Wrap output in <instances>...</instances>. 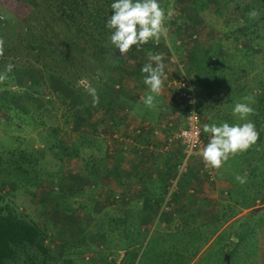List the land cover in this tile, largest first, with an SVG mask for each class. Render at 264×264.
<instances>
[{"label":"trees","instance_id":"1","mask_svg":"<svg viewBox=\"0 0 264 264\" xmlns=\"http://www.w3.org/2000/svg\"><path fill=\"white\" fill-rule=\"evenodd\" d=\"M21 1L29 4V10L16 26L11 22H6L4 17L0 20V38L5 41L4 55L0 57V72H4L7 64L14 65L12 72L8 73V79L0 83V123L13 122L11 113L13 110L20 117L26 119L30 115L28 110H33L31 107L34 106L40 115L43 114L41 108L36 107L39 100L37 96L44 94V91L37 85L42 79H36V73L39 72L46 77H52L57 83L58 89L54 90V95L58 97L60 104L66 106V108L61 109L63 116L66 115L64 122L68 123L67 118H71L68 127L74 130V126L77 124L79 128L80 124L86 121L87 112L80 115L78 110L74 108L75 103L87 108L91 104L92 112L95 110L92 97L85 90V84H90L92 87L96 85L97 92L101 90L108 92L110 89L113 91L115 83H109L108 89L101 85L110 79L114 81V77L111 76L112 72L114 73L113 69L124 64L125 55H121L109 39L113 30L106 27L107 20L113 15L111 4L115 0ZM212 1L218 4V8L215 7L211 10L208 7L207 10L206 3ZM201 3L199 7L194 5L196 6V13L201 22L203 21L208 25L209 20L206 21V13L208 12V17H211V14L220 15L222 14L221 6L229 3L233 6L229 12L231 14L238 12V15L232 19L235 21L234 24H230L227 19L222 22V26L226 27L223 34L220 33L222 29L215 30V27L218 26L210 24L211 31L221 34L215 43L217 46L210 45L205 50L194 52L192 58L195 68L192 67V69L198 71V74H196L193 83L197 93L204 94L203 108L200 111V107H198V110L205 117L207 124L215 123L219 126L222 122H228L230 125H242L248 121L254 122L259 133L256 144L246 151L238 152L235 155L230 154L225 163L229 168L241 166L237 168L240 169V174L244 169L247 171L246 183H240L241 195H246L248 192L258 194L264 192V71L257 70L259 68L257 63L264 62V0H202ZM160 6L162 8L161 4ZM253 9L260 12L258 19L249 17L248 13ZM229 36H233L234 45H228V41L223 42V39H228ZM241 37L255 41L254 46L238 47V40ZM165 40V37H161L160 41L157 42L159 47H155V40H150L142 47L143 51L152 54L155 53V49L161 50V47L168 51L164 47ZM255 45L259 49H255ZM132 48L129 50L130 53ZM199 68L202 69L201 73H199ZM98 69L101 75L97 79ZM60 84L72 92L71 99L63 95L64 93L59 89ZM117 88L119 89V87ZM52 93L50 92V95H53ZM220 94L222 95L221 98L218 97ZM50 95L45 101L55 106L56 99L51 98ZM107 95H99V100L106 104V108H109L111 96L107 97ZM249 96L254 101L250 103L254 109V114L241 120L239 115L233 114V108L236 103H249L244 100V97ZM13 99L20 100L25 108H18L12 101ZM217 100H219L218 103ZM65 110L72 111L69 117H67L69 112L65 114ZM44 112L45 115L41 118L42 120L52 116L49 114V108L44 109ZM42 120L40 124L41 127H44L47 122ZM79 129L77 132L80 137H77L71 145L62 139V141L58 140L55 145H49V148H59V151H62L64 155L69 152L68 156L70 157L83 155V152L90 150L91 146H96L95 148L102 153L104 148L102 143L104 137L102 138V136L104 135L96 130L91 131L88 135L86 132H80ZM11 131L7 130L6 132L10 133ZM37 148L39 149L34 150V154L45 156L46 147ZM8 153L9 155L14 154V151L10 150ZM90 155L92 156V154ZM28 166V163L23 166L17 160L7 161L5 168L0 167L4 173V176L0 178L1 182H10L13 179H16L17 183L21 182L24 177L26 179L29 175ZM98 166L87 167L89 170L87 179H92L96 183L100 172ZM47 173L50 176L49 181H52L56 176L55 174L51 175L50 171ZM186 175L187 172L182 175L178 182L179 185ZM241 176H245V173ZM32 180L33 184L37 185L41 178L39 175H34ZM237 185L234 184V187ZM261 201H264V198ZM68 202L70 201H67L63 208L71 210ZM123 215L126 217V211ZM136 215L138 216L137 219L141 221L139 229L136 230L133 227L138 226L128 224L124 218L120 220L122 226L118 230L122 236L144 233L143 226L147 219L141 218L144 215L140 211ZM189 217L185 220L187 226L195 221L194 214L190 213ZM187 226L184 225V232L187 231L191 235L198 232L206 237V233L198 229V227H203L202 224L193 223L190 224V228ZM214 228L217 229V226ZM176 235L178 233L168 234V237L162 235L163 240H161L167 245L175 239L178 240ZM49 239L47 229L30 216L26 209L23 210L14 202L4 201L3 196L0 195V264H65L68 259L73 262L80 258V253L70 251L69 245L76 244L74 240L69 243L68 240L60 242L62 250L58 253L51 247ZM138 241V239L129 241L130 243L123 247L126 257L120 264H138V257L135 256V254H139L137 252L140 245H137ZM179 241L182 240L179 239ZM166 245L163 246V250L177 252L178 247L176 246L179 244ZM132 249L137 253L129 256V251ZM181 255L182 253L179 256ZM127 257L131 258L129 263H126ZM182 257H184V253ZM223 258L228 264V258L225 254L220 255L218 261L220 262ZM177 259H174L173 264Z\"/></svg>","mask_w":264,"mask_h":264},{"label":"rangeland","instance_id":"2","mask_svg":"<svg viewBox=\"0 0 264 264\" xmlns=\"http://www.w3.org/2000/svg\"><path fill=\"white\" fill-rule=\"evenodd\" d=\"M158 2L162 5V9H164L166 16L168 12H172L173 14L171 19H166L165 21V26L168 28V34L164 41V47H166L168 51L161 47V50H159V48L155 49V53L152 54H163V63L165 64V73L167 76L178 71L179 66L176 64L178 62L182 65L184 71L188 73L192 84L194 85L193 82L195 76L198 74V71L192 69V67L195 68L192 58L194 52L205 50L210 47V45L216 47L217 44L215 43L226 29L225 26H222V22L227 19L230 24H234L235 21L232 19L235 15H238V12H236V14H231L229 12L233 7L231 3L223 7L221 6L222 14L220 15H213L209 12L212 16L208 17L207 12L206 21L208 22L209 20L208 25L203 21L201 22L196 13L197 10L195 9L196 6L199 7V5L202 4V0H158ZM205 6L207 7V10L208 7L211 10L215 7L218 8V4L215 1L207 2ZM28 10L29 4L21 0H0V20L4 17V19L7 20L6 22H11L15 26ZM173 22L176 23L173 25ZM210 24L218 26L215 27V30L222 29L220 32L221 34L211 31ZM10 30L12 31V29ZM170 32L171 34L169 35ZM11 33H13V31ZM233 36H229L228 39L224 38L223 42L228 41V45H234V40L232 39ZM239 40V44H237L238 47L248 45L254 46L253 43L255 41L252 39L249 40L248 38L241 37ZM155 44V47H159L157 42H155ZM145 45L146 44L142 45L139 50H137L136 46H133V50H131V53L129 52V55L128 53L124 54V64L128 62V58L130 60L129 63L134 61L143 62V64L148 63L149 54L144 52L142 48ZM255 49H259V47L255 45ZM262 63L264 62L257 63V66L259 67L257 70L264 71V64ZM129 68H131L130 65L125 68H123V65L116 67V69H113L114 73L112 72L111 75L114 77V81L110 79V81L99 85L108 89L109 83H115L113 93L115 90L118 91L116 85L120 83L119 80L122 77H130L129 72L132 70ZM27 71L30 73L29 70ZM201 71L202 69L199 68V73H201ZM36 74V79L42 78L37 85H39V88L44 91V94L37 96L39 100L36 103V107L38 109L41 108V113L43 114L40 115V113L35 110L34 106L31 107L33 110H28L30 115L26 119L25 117H20L16 111L13 110L11 112L13 122L0 123V167L3 168L9 160H17L20 164H23V166L28 163L29 166L27 170L29 171V175L27 174L28 177H26V179L24 177L19 183H17L16 179L11 180L10 182L4 181L3 183L0 180V195L3 196L4 201L14 202V204H18L23 210L26 209L30 216L34 217L40 225H43L47 229V234L50 236L49 243L56 252L59 253L62 250L60 242H63L64 240H68V243L71 240L76 242L75 245H69V248L71 252L74 251L75 253H80V258L73 262L71 259H68L65 261V264H120L126 257L123 247L126 246V244H129V241L135 239L139 240L137 242V245L140 244L137 251L139 254H135L137 252L132 249L129 251V256L135 254L136 258L138 257L137 260H139L138 264H173L174 259L177 258L180 259H177L174 264H226L224 260L225 258L221 259L220 262L218 261V255L227 253L225 251L226 247L224 249L219 248L216 250L217 240L215 238L212 237L213 239L211 238V242L208 241V246L200 251V249L206 244V239H208L209 236L208 227L210 226H208V224L206 227H198V229H200L199 231H204L206 233V237H204V234L200 235L198 232L191 235L189 232H184L183 230L184 225L187 226V224L182 214V208L186 206L189 207L191 203L195 201V199H192V196L196 191H198L199 194L202 193L201 188L205 181H200V178L201 180L211 182V179L205 175L206 172L204 167L206 166L202 161L203 159L199 160L201 159L200 157H198L199 159L195 157L189 162L187 173L190 170L189 173L194 181L192 180V182L188 181V183H181L183 189L180 191V194L176 195L178 199L173 198L174 200H172V196L178 192L180 185L177 183V188L174 187V192L168 195L170 189L168 181L165 195L166 204L162 209L157 211V213L156 211L149 212L152 213V215L151 219L148 218L146 224L143 226L144 233H132L131 235L122 236L118 230L119 227L122 226V223L117 219L114 220V216L119 219L122 217L124 218L123 209L118 210L116 208L115 212L111 211L109 206L112 201L115 200L114 197L110 199V195L97 194L96 190L98 189V186L93 188V180L90 179V181L87 179V172L89 171L87 167H94V165L98 166L100 162L99 157L101 154L99 150L95 148L96 146H91L89 148L90 150H87L83 152V155L76 157L68 156L69 152L67 155H64L62 151H59V148H49V145H55L58 140L62 141V139H64L67 144L69 142L71 145L76 141L77 137H80L77 132L80 126L90 132L93 127L87 125H93V123L96 124L97 119L104 116L102 113H104V110L106 111L108 109L106 108V104L101 103L99 100V103L95 106L94 110L95 112L99 111L96 114L94 111L92 112L93 107L91 104L89 105L90 107L87 108L83 107L81 104L77 105L75 103L74 108L78 110V113L81 115L87 112V116L85 117L86 121H83L84 123L82 122L83 124L81 123L79 128L77 124H75L74 130H71V128L68 127L70 126L69 123H71V118H67L69 122L65 123L64 120L66 119V115L63 116V111H61V109L66 108V106L60 104L58 97L54 95V90L58 89L57 83L52 77H46L39 72ZM59 86V89L64 93L63 95L71 99L70 95L72 92L62 84ZM194 90L197 107H200L201 111L203 108L202 101L204 100V94H198L195 85ZM50 92H53V95H50ZM98 93L99 95H107L106 93H112V90L110 89L108 92L101 90L98 91ZM49 95L51 98L56 99L55 106H52V104H48L45 101V99L49 98ZM221 96V94L218 95L220 98ZM12 101L18 108H25L20 100L13 99ZM218 102L219 100H217V103ZM46 108L50 109L49 114L53 117L51 116L44 119L47 122V125L45 124L44 127H41V118L45 115L44 109ZM67 112H69L67 115V117H69L72 111H64L65 114ZM201 116L203 119V131V125L206 123L205 117L203 115ZM105 118L106 117H102L103 120ZM101 122L102 124L104 123V121ZM97 129V132H101L102 135H104L102 138L106 137L105 134L107 131L104 130V128ZM7 130L12 131L7 133ZM203 138L206 142V139H208V133L203 132ZM80 141L83 140L80 139ZM43 146L47 149L45 156L35 155L34 150L37 151L39 149L37 147ZM10 150H13L14 154L9 155L8 152ZM90 154H92L93 157ZM103 164L105 167L107 166V162ZM222 165L223 169L226 171H233L236 173L235 175L230 174L233 184H238V181L235 179L236 175H242L243 173H245V175L247 174L245 169L240 174V169L237 168L241 166L229 168L225 162H223ZM190 166L192 167L190 168ZM48 171L52 173L51 175H56L52 181H49L50 176L47 173ZM100 172H102L101 169ZM174 174L175 169L173 177ZM202 174L203 177H201ZM34 175H39L41 178L37 185L33 184L32 179ZM2 176H4V173H2V169H0V178ZM213 177L214 174H212L211 178L213 179ZM199 186H201V188H199ZM190 187L194 189L193 193L188 192V188ZM182 193L184 195H182ZM260 198H264V192L258 194L248 192L246 195H241L239 183V185L234 187V191L224 198L225 201H220L224 204H236L246 208L251 203L255 202V199L261 200ZM67 201H70L68 203H70L71 210L63 208ZM196 201L198 200L196 199ZM180 203H184V205H181ZM186 210L187 208L185 211ZM136 213V211H132V216L127 219L128 224L138 226L133 227L134 230L139 229V224L141 222L136 218ZM199 218L202 220L207 218V221L210 220V215L202 214ZM157 219L158 221H156ZM193 223L194 221L190 224L192 225ZM190 224L187 226L188 228L191 227ZM233 230L236 231L237 227L234 226V224H229L227 229L221 232V239H223L221 245L226 241L230 248L234 247L233 243L227 240L229 234L233 232ZM182 231L184 233H181ZM172 233H178V235H176L178 236V240H175L176 242L172 241L167 243V245L162 242V235L168 237V234ZM251 238L254 240L253 237ZM179 239L182 241H179ZM171 243L179 244L176 246L178 247L176 253L162 249L164 245L169 246ZM180 253H182V255L184 253V257H182V255L179 256ZM130 260L131 258H128L126 263H129ZM227 261L228 264H238L235 257L229 258Z\"/></svg>","mask_w":264,"mask_h":264},{"label":"crops","instance_id":"3","mask_svg":"<svg viewBox=\"0 0 264 264\" xmlns=\"http://www.w3.org/2000/svg\"><path fill=\"white\" fill-rule=\"evenodd\" d=\"M127 61L123 64V68L131 66L129 68L132 70L129 72L130 77H122L119 80L120 83L116 85L120 86L118 91L115 90L114 93L112 91L107 95V97L111 96V102L109 108L102 113L104 116L101 115L106 118L103 120L101 117L97 119L96 124L87 125L93 127L91 131L104 128L108 133L102 140L104 152L100 153L98 166L104 173H98L97 184L93 181L92 187L98 186L97 194L110 195V199L114 197L115 200L109 208L114 212L116 208L126 211V217H124L126 221L132 216V211L142 212L144 216L141 218L148 220L152 215L149 212L156 211L157 213L166 204V188L178 157L182 153V145L174 142L169 149L163 150L168 131L161 129L157 135L152 133L153 127L175 116L174 102L171 101L170 92L164 87L162 93L155 96V106L147 107L141 98L152 93L144 83L146 74L141 71L144 64L135 61L129 63V58ZM188 77L190 78L189 75ZM97 112L99 111H94L96 114ZM101 121L104 123L102 124ZM80 129V132L87 134L91 132L82 127ZM210 135L208 133L206 145ZM200 158L198 159L202 160V157ZM202 161L205 164L204 160ZM106 162L105 167L103 163ZM208 169L214 174L213 179L208 182L200 178V181H205L202 188L199 186L202 193L199 194L196 191L195 196H192V199L198 201H194L189 207L182 208L185 220L191 213L194 214V223L202 224L204 227L207 224L210 226L208 227V239L200 251L208 246V241L213 237L217 240L216 250L226 247L225 255L228 259L235 257L238 264H264V201L255 199L256 203L253 202L246 208L236 204H224L222 202L225 201L224 198L234 191L230 176L236 173L226 171L223 165L218 169L210 167ZM189 172L181 183L192 182L193 179ZM182 189L180 185L178 192L172 196V200L178 199L176 195L180 194ZM180 204L184 205V203ZM200 214L210 215V220L206 221L207 218L202 220L199 218ZM136 218H138L137 215ZM116 219L121 220L114 216V220ZM229 224L237 227V230H233L227 238L233 243V248H230L226 241L221 245L223 242L221 232L226 230ZM214 226H217V229Z\"/></svg>","mask_w":264,"mask_h":264},{"label":"clouds","instance_id":"4","mask_svg":"<svg viewBox=\"0 0 264 264\" xmlns=\"http://www.w3.org/2000/svg\"><path fill=\"white\" fill-rule=\"evenodd\" d=\"M111 9L113 15L107 20L106 27L113 30L109 39L121 55L127 54L133 46L139 50L150 40L159 42L161 37H167L168 28L165 26V21L171 19L173 13L168 12L166 16L158 0H115L111 4ZM248 15L251 19H258L260 12L253 9ZM4 45V39L0 38V57L4 55ZM163 60L162 53H149V62L144 64L141 69L142 73L146 74L144 83L152 93L141 99L149 108L155 106V96L160 95L164 88L166 73ZM13 68L14 65L11 63L5 66L4 72H0V83L8 79V73H11ZM100 75L101 72L98 69L96 78L98 79ZM85 90L92 97L93 106L98 105L97 89L90 84H85ZM244 100L249 103H236L233 108V114L239 115L241 120L254 114V109L250 106V103L254 102L253 98L244 97ZM190 102L195 103V100ZM203 132L211 135L209 142L203 148L202 157L205 166L213 169L220 168L222 163L229 159L230 154L235 155L248 150L259 139V133L252 121L242 125H230L228 122H222L218 126L215 123H206L203 125ZM235 179L241 184L246 183V175H237Z\"/></svg>","mask_w":264,"mask_h":264},{"label":"built area","instance_id":"5","mask_svg":"<svg viewBox=\"0 0 264 264\" xmlns=\"http://www.w3.org/2000/svg\"><path fill=\"white\" fill-rule=\"evenodd\" d=\"M176 64L179 66L178 71L172 75H166L164 80V86L170 92L174 102L175 116L173 115V118L152 128L153 135L159 134L161 129L168 131L163 150L169 149V146L174 142L182 145V153L175 164L174 177L169 180L168 195L174 192V187L177 188V183L187 172L189 162L195 157H202V151L206 145L202 131V116L197 107L192 81L182 65L178 62ZM192 100H195V103H191ZM204 170L205 175L212 179V171L208 167H204ZM193 191V188H188L189 193H193Z\"/></svg>","mask_w":264,"mask_h":264}]
</instances>
